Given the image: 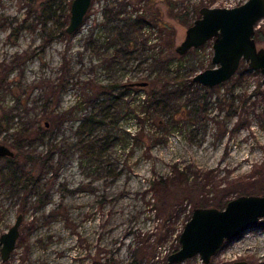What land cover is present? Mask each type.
Segmentation results:
<instances>
[{
	"label": "rangeland",
	"instance_id": "rangeland-1",
	"mask_svg": "<svg viewBox=\"0 0 264 264\" xmlns=\"http://www.w3.org/2000/svg\"><path fill=\"white\" fill-rule=\"evenodd\" d=\"M46 1L0 0V143L15 152L0 157V234L24 215L16 248L0 264H170L194 208L264 194V98L253 94L259 77L247 74L234 92L212 88L207 110L195 114L205 89L193 77L214 66L213 39L176 51L196 4L244 0H185L180 7L189 14L179 19L157 0H93L67 35L61 26L73 0H54L57 14L69 11L60 23H44ZM137 12L149 21L142 31L129 25ZM157 14L169 29L157 27ZM116 25L137 39L132 52L115 41ZM139 81L148 85L119 100L125 90L105 88ZM121 105L132 113L116 123ZM106 113L92 134L80 130L86 115ZM260 260L264 217L209 263L196 255L179 264Z\"/></svg>",
	"mask_w": 264,
	"mask_h": 264
},
{
	"label": "water",
	"instance_id": "water-1",
	"mask_svg": "<svg viewBox=\"0 0 264 264\" xmlns=\"http://www.w3.org/2000/svg\"><path fill=\"white\" fill-rule=\"evenodd\" d=\"M93 0H73L70 8L68 34L75 33L83 24ZM264 19V0H244L232 6H208L199 9V16L186 30L184 40L176 47L183 55L213 39V67L198 72L193 80L213 88L229 81L246 63L264 78V46H259L255 33ZM147 86V81L131 83ZM46 125L48 123L46 122ZM14 150L0 143V157H14ZM264 217V194L240 195L230 199L222 209L215 206L196 207L179 236L180 247L168 256L170 264H177L200 255L204 263L223 246L248 232ZM24 215L20 213L13 225L0 234V256L10 259L20 237ZM234 264H248L236 261Z\"/></svg>",
	"mask_w": 264,
	"mask_h": 264
},
{
	"label": "trees",
	"instance_id": "trees-1",
	"mask_svg": "<svg viewBox=\"0 0 264 264\" xmlns=\"http://www.w3.org/2000/svg\"><path fill=\"white\" fill-rule=\"evenodd\" d=\"M138 1V0H137ZM160 1V2H164L165 5L167 6L168 11L169 13L172 15V16H175V17H185V16H188V11H186L185 8L183 7H180V4L184 3L185 0H157V2ZM186 1H189V0H186ZM243 2V1H242ZM241 3V2H239ZM204 5H208V6H212L214 5L213 2H208V1H203L202 3H199V4H196L195 5V13H196V16H199V9L200 7L204 6ZM139 8H136V11H138ZM119 12V13H118ZM116 12L115 14H113V18L115 16H119L120 14V11ZM158 12L160 14V11H159V8H158ZM42 15H43V19H44V23H46L47 21L49 20H58L59 17L61 18L62 16H64V18L66 17V20L68 19L67 17L69 16V11H63V13H60V14H57V10L55 8V3H54V0H47L45 3H44V8L42 9ZM145 13H139L137 12L135 15H131V17H129L130 19L129 20H132L131 24V27H134L135 29L137 30H140L142 31L144 29V27L146 25H149V21L147 20V15H144ZM105 17H107V15H105ZM157 17L158 19L160 20L158 14H157ZM195 17L193 18V20L195 19ZM58 18V19H57ZM113 18H108L107 17V20L110 21L112 20ZM156 18V16H155ZM179 19V18H178ZM185 21L186 19L183 18ZM156 20V19H155ZM192 20V22H193ZM156 22V21H155ZM59 23H60V19H59ZM163 23V24H162ZM191 24V22H190ZM162 27H166V28H170L171 26L169 25V23L167 22H161L160 21H157V27L161 28ZM115 29H117V36L115 37V41L119 40L121 42H124V45H125V49L123 50V52L127 53V52H132V50H134V48H136V44L138 43L137 39L134 41V39H132L131 37V32L129 31V27L126 26V25H122L121 27H118L117 25L114 27ZM61 29H62V32L64 34H68L66 32V25H62L61 26ZM125 29V30H124ZM255 39L257 40V42H264V25L260 26L257 28L256 30V33H255ZM169 40H172V37L169 39ZM155 60H157V58H155ZM157 62V61H155ZM243 64V63H242ZM242 65L240 67V69L238 70L237 74L232 77L229 81L219 85V86H226L228 91L230 92H234L235 89L241 85L245 78L247 77V74H251V75H254V76H258L259 77V83L256 87V89L253 91V94L254 95H260L261 97L264 98V88H263V83H262V75L259 71H255V70H252L250 69L249 67H246L245 69H242ZM135 86L137 85H132L131 83H115V84H111V85H106L105 88L107 87V89H114L116 90L117 88H121L122 90H125L124 92L122 91L121 92V95L120 97H116L115 99L116 100H119L121 99L124 95V93L129 90V89H133ZM190 87V86H189ZM200 88L202 89H205V92L202 93V99H203V104L204 105H201V103H195L194 105V113L197 114L199 110H201L202 107H206L204 108L203 110H207V106H208V95L209 93L212 91V88H208V87H205L203 85H200ZM215 89V87H213ZM115 100V101H116ZM152 101V102H150ZM148 101L149 104L151 106H154L157 108V102L155 100H150ZM231 106L230 108V114H236L237 112V109L234 105V103H230L229 104ZM122 108H121V111L118 112V117L116 118V123L118 121V118L122 117L123 114H127V113H132V110L130 107H127L126 105H121ZM148 109V107H144L142 108L141 110H146ZM110 116V114L106 113L104 115L103 118H100V119H97L96 117V114H89V115H86V117L84 118L83 122H82V125L80 127V130L82 132H86L85 130H87L90 134L93 133V131L96 129V127L98 125H101V124H106V121H107V118ZM3 123L0 122V129H1V125ZM91 125V127L88 128V126ZM44 131V128L43 127H39L37 132L38 133H41ZM100 141V140H99ZM8 159H14L13 158H10L8 157ZM13 176L16 175V171H12L11 173ZM214 205H216L217 207L220 206L221 204H223L222 201L220 202H213Z\"/></svg>",
	"mask_w": 264,
	"mask_h": 264
},
{
	"label": "bare ground",
	"instance_id": "bare-ground-1",
	"mask_svg": "<svg viewBox=\"0 0 264 264\" xmlns=\"http://www.w3.org/2000/svg\"><path fill=\"white\" fill-rule=\"evenodd\" d=\"M261 243V241H259ZM263 244V243H262ZM260 257V256H259ZM262 257V256H261ZM260 261H264V260H260Z\"/></svg>",
	"mask_w": 264,
	"mask_h": 264
},
{
	"label": "flooded vegetation",
	"instance_id": "flooded-vegetation-1",
	"mask_svg": "<svg viewBox=\"0 0 264 264\" xmlns=\"http://www.w3.org/2000/svg\"><path fill=\"white\" fill-rule=\"evenodd\" d=\"M176 251V250H175ZM182 263V262H181ZM177 264H179V263H177Z\"/></svg>",
	"mask_w": 264,
	"mask_h": 264
},
{
	"label": "built area",
	"instance_id": "built-area-1",
	"mask_svg": "<svg viewBox=\"0 0 264 264\" xmlns=\"http://www.w3.org/2000/svg\"><path fill=\"white\" fill-rule=\"evenodd\" d=\"M230 6H232V5H230Z\"/></svg>",
	"mask_w": 264,
	"mask_h": 264
}]
</instances>
